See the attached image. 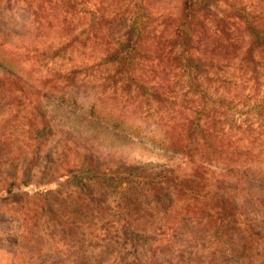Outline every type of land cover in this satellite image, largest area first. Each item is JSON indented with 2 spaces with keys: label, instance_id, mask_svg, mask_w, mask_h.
I'll return each instance as SVG.
<instances>
[{
  "label": "rangeland",
  "instance_id": "rangeland-1",
  "mask_svg": "<svg viewBox=\"0 0 264 264\" xmlns=\"http://www.w3.org/2000/svg\"><path fill=\"white\" fill-rule=\"evenodd\" d=\"M77 2L65 13L60 0H0V179L51 191L38 206L24 193L0 197V264H264V72L243 78L234 49L198 76L186 71L174 36L183 0ZM217 8L264 26V0ZM134 24L138 82L126 94L103 60ZM202 31L194 52L211 58ZM139 82L165 84L170 101L159 104ZM204 104L213 111L200 122L216 133L207 144L184 128ZM130 172H198L209 202L224 196L234 216L189 219L182 206L197 200L177 197L169 181L163 193L173 207L162 209L150 191L148 221L129 229L142 235H127L116 212Z\"/></svg>",
  "mask_w": 264,
  "mask_h": 264
},
{
  "label": "trees",
  "instance_id": "trees-1",
  "mask_svg": "<svg viewBox=\"0 0 264 264\" xmlns=\"http://www.w3.org/2000/svg\"><path fill=\"white\" fill-rule=\"evenodd\" d=\"M183 1L182 14L175 26L174 36L176 39L175 44H177L182 51L179 58L181 57L185 62V70H194L196 71V76H198L199 74H202L203 70H210L211 68L220 65L219 62L228 60L230 53L234 49L235 53H238V51L241 50L237 70L242 72L243 78L250 77L248 78L249 81L252 79L259 80L260 72H264L263 24H257L254 20H249V18L245 19L238 15L235 16L237 17V20L232 18V16H220L217 8L218 0ZM60 2L62 5H65V13L77 10V0H60ZM236 12L241 11L236 10ZM238 19H244V22H236L239 21ZM240 28L244 29L242 33H239ZM202 30H204V32L207 30L210 38L209 42L207 36V42H205V45L207 44L208 48H211V58H202L199 55L197 56L194 52L197 50V45L200 46V44H204L203 38L200 36L203 33ZM199 33L201 34L199 35ZM122 37L123 38L121 42L118 43L117 48L107 54L103 63L107 65L109 64L113 67L115 73L114 75L109 76L111 77L110 80L114 81L113 83L117 84V86L118 83L121 82L122 85L120 89L128 94L132 89L134 80L138 82L134 76L136 72L135 66L137 64V57L141 55L139 49L141 42L139 27L135 26V24L129 26ZM221 58L223 60H220ZM223 79L225 81L230 80L228 77H224ZM139 83L137 84L138 88L146 89L148 92L151 91L149 93L150 97H152L153 100L158 101L159 104L163 105L165 100L170 101V96L168 94L169 91H167L168 88L165 84L161 83L156 87L149 86L144 82ZM164 88H166L165 91H162ZM207 106V104H204L203 108L198 110L197 120L187 118L186 124L184 125V128L187 129L188 138H198L199 142L203 140L204 144L209 142L208 138L210 137L208 136H214V134H216L214 132L215 130H206L205 126L200 122L203 118L202 115L205 113L211 115V112L213 111V109L207 108ZM188 108L192 109L191 107ZM214 119L216 120L217 118L214 117ZM210 133L212 134L210 135ZM199 135L201 136L199 137ZM173 145L176 147L178 144L174 143ZM180 147H182V149L184 148L182 150L184 153L190 155L191 147L188 148V146L185 145ZM11 177L12 176H5L0 179V184H2V187L0 186V197L17 194L20 196V194L24 193V199L26 200L27 205L31 204L38 206L37 203L39 202L37 201L39 198L45 200L48 198L49 194H51V191L44 188L43 185V187L32 192V190H30L32 183H29L28 180L18 183L15 179L13 182H10L12 179ZM127 177L128 179L133 180L128 181V183H130V188L123 190L120 195L118 199L120 210L116 212L117 214L119 213L120 220L126 223L125 226L126 229H128L126 232L127 235H132L133 237L142 235V233L137 234L138 232L129 229L133 226L130 224H133L134 221H148L146 217L151 212L144 209V198L148 199V197H150V195H148L150 191L152 192L151 195L154 196L155 201L162 209L166 211L173 207L172 204L168 205L165 201V196L167 194L165 195L163 193L165 190L164 185L169 181H171L169 183H173L177 197L182 198L187 196L191 199L197 200V203L194 205L186 204L182 206L183 211L187 214L189 219H197L196 222L202 223L205 222L203 218H206L207 221H212L218 224L221 222L224 223L227 219L229 220V217L234 216V208L224 196L216 193L212 196V203L209 202L208 197L203 192L204 189L203 186H201L202 182L198 180L199 178H202L198 172L188 177V179L167 176L164 172H160L157 176L146 174V172H130ZM202 198H204V202L202 201ZM212 204L213 208L210 207ZM149 205L150 204H148V206ZM156 229L158 230V228ZM158 231L160 235L164 234L163 228H159ZM146 234H144L143 237H145ZM163 250L172 254V250L166 246L163 247Z\"/></svg>",
  "mask_w": 264,
  "mask_h": 264
}]
</instances>
